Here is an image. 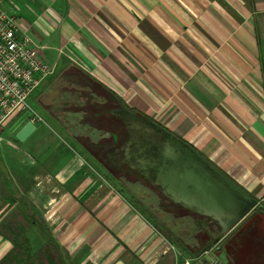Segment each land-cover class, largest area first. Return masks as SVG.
Here are the masks:
<instances>
[{
	"label": "crops",
	"instance_id": "obj_1",
	"mask_svg": "<svg viewBox=\"0 0 264 264\" xmlns=\"http://www.w3.org/2000/svg\"><path fill=\"white\" fill-rule=\"evenodd\" d=\"M1 3L39 39L54 74L30 97L41 122L18 112L0 127V264L17 251L5 231L8 223L18 226L15 213L22 216L17 203L5 201L16 190L38 224H24L25 248L29 254L43 249L45 261L57 251L77 264L196 261L191 252L200 245L191 238L211 223L208 214L171 199L170 214L189 234L178 232L179 241H170L115 182L124 176L151 189L118 161L125 136L115 116L121 106L189 144L258 201L264 198V0ZM69 68L74 72H65ZM60 70L92 98L75 107L93 128L91 138L58 133L40 111V91ZM27 122L34 127L20 140L16 135ZM244 229L259 253L250 264H264V235ZM235 231L217 252L222 264H237L241 240H232L230 256L224 249ZM63 258L60 264H68Z\"/></svg>",
	"mask_w": 264,
	"mask_h": 264
},
{
	"label": "water",
	"instance_id": "obj_2",
	"mask_svg": "<svg viewBox=\"0 0 264 264\" xmlns=\"http://www.w3.org/2000/svg\"><path fill=\"white\" fill-rule=\"evenodd\" d=\"M115 113L123 125L120 157L129 170L165 200L189 204L211 218L217 229L209 240L192 251L194 264H218L227 237L255 213L264 215L263 201L240 188L197 150L135 111L119 107ZM27 122L16 137L24 140L33 129Z\"/></svg>",
	"mask_w": 264,
	"mask_h": 264
},
{
	"label": "rangeland",
	"instance_id": "obj_3",
	"mask_svg": "<svg viewBox=\"0 0 264 264\" xmlns=\"http://www.w3.org/2000/svg\"><path fill=\"white\" fill-rule=\"evenodd\" d=\"M65 72L73 73L74 69L69 68ZM65 72L60 70L59 73L51 79L49 84L46 85L43 89H41L39 94L40 101L38 103L42 105L43 109H40V111L44 112L46 120H50L56 125L55 128L58 129V133L61 132L62 134H67L70 137V132L73 135H85L86 137H88L90 135H93V128L90 127L87 123H85L87 119L84 118L83 112L75 111V107L79 105H85L87 102H90L92 98L87 92H84L85 89L80 87L74 79H67L66 76H64ZM93 97L94 99H97V97ZM29 101L32 102V99L29 98ZM56 119L63 125H65L67 131H65L63 127L61 128L59 126V123L56 122ZM7 131V129L4 130L1 133V136L4 138L6 136H9L7 134ZM133 177L134 175L132 176V178ZM125 178L126 177L122 176L119 180L115 182L119 184V187H121L122 190H125L129 194L132 200L140 206L141 210L146 213L160 229L168 233L173 238L176 237L175 234L178 232L180 235H187L188 230L182 228L184 225L187 224L183 223L182 220L179 219V217L170 214L171 212L169 210L171 209H169L170 205H167V203H169L167 200L161 198L158 193L152 191L150 188L146 187L140 182H134ZM15 217L17 218L18 226H24V224H26L24 220H21L22 216L19 217L16 215ZM180 218H182V216ZM213 226L214 225L209 224L206 228L202 227L200 230L195 232V237L193 235L191 239L197 240V245L203 244L202 240L207 239V230ZM249 227L252 236H263L264 215L261 213H255L249 216L237 229H235L236 231L231 235L229 241L224 247L225 251L230 256L231 250L234 248L232 247V240H241L242 244L237 249V252L234 253V262L237 264H250V262L258 260L259 253L257 250L258 248H256L255 246V242H251V240L248 241L247 238L242 235L244 232L243 230H245L244 228ZM15 228H18L17 223L14 225V229ZM214 229V232L216 233L217 229L215 228V226ZM45 248H48V250H53V253H55V250L53 249V246L51 244L47 243ZM197 248L199 247H196L194 250H196ZM57 252L59 254H56V256L54 255L53 258H49L48 254L45 255L48 264H60V255H62V258L64 257L62 260H66L68 264L78 263L75 258L73 260H70V258L66 255L61 254L59 251ZM28 255L30 254L27 251H22L21 253L4 256L2 263L37 264L36 259H33L30 262L28 260ZM191 258L193 257H190L189 260H192ZM218 264H222L221 261H219Z\"/></svg>",
	"mask_w": 264,
	"mask_h": 264
},
{
	"label": "built area",
	"instance_id": "obj_4",
	"mask_svg": "<svg viewBox=\"0 0 264 264\" xmlns=\"http://www.w3.org/2000/svg\"><path fill=\"white\" fill-rule=\"evenodd\" d=\"M54 73L40 53V41L21 27L19 17L0 0V127L15 113L28 112L32 123L42 118L29 98ZM186 259L183 264H193Z\"/></svg>",
	"mask_w": 264,
	"mask_h": 264
},
{
	"label": "trees",
	"instance_id": "obj_5",
	"mask_svg": "<svg viewBox=\"0 0 264 264\" xmlns=\"http://www.w3.org/2000/svg\"><path fill=\"white\" fill-rule=\"evenodd\" d=\"M5 201L8 202V203H17L18 212L23 216L24 221L26 222L27 225H29V226H33V225L38 226L37 222H35L30 217V214L28 212V209H27V207L25 205V201H24L23 197L18 193L17 190H16L15 193H13V195L9 194L5 198ZM263 205H264V201H263ZM139 208H140V206H139ZM140 212L142 213L143 211L141 210ZM15 215H17V214L15 213ZM15 224L14 223L13 224L12 223L6 224L5 225V231H7L9 233V235L12 237V239L14 241H17V244H16L17 245L16 246V250L17 251H16V253H21L22 251H27L28 252V250H29V243H28V240L24 236L23 226L20 225V226H17L18 228H15L14 229V225ZM154 224L156 225L155 222H154ZM156 227L159 228L157 225H156ZM159 230H161V232L164 234V236L166 238H168L170 241H176V242L178 241V239H176V237L173 238L172 236H170L168 233H166L165 231H163L160 228H159ZM48 241H49V239H48ZM25 247L28 248V250ZM187 250L189 252H191L189 249H187ZM43 251L44 250L42 249L39 253H35V254L28 255V260L31 262L33 259H36L37 264H47L46 261H45V259L43 258V256H44V254H42Z\"/></svg>",
	"mask_w": 264,
	"mask_h": 264
}]
</instances>
